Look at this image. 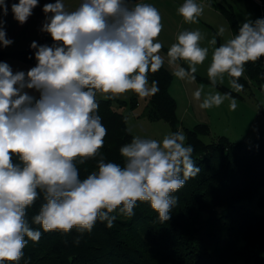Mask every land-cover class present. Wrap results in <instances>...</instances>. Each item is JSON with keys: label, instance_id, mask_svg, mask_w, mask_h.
Wrapping results in <instances>:
<instances>
[{"label": "clouds", "instance_id": "obj_1", "mask_svg": "<svg viewBox=\"0 0 264 264\" xmlns=\"http://www.w3.org/2000/svg\"><path fill=\"white\" fill-rule=\"evenodd\" d=\"M38 3H13L14 19L26 23ZM204 7L197 0H184L177 11L185 23L194 24ZM0 10L7 15L6 0H0ZM43 11L41 31L53 44L31 43L36 65L14 73L8 63L0 62V264H19L29 240L39 242L42 232L30 227L26 216L41 195L44 202L32 222L44 232L75 228L82 236L98 221L113 227L116 212L132 217L138 202H147L160 222L168 221L178 202L174 193L200 172L182 130L162 140L134 136L119 149L123 166L100 156L107 129L98 115L97 94L109 100L129 91L142 98L159 91L158 81L151 86L148 81V73L164 64L159 10L148 3L129 7L127 0H81L69 11L63 0H56L46 3ZM4 23L0 17V45L8 47L13 41L6 38ZM224 32L220 27L217 35ZM203 39L199 30L177 35L167 51L175 77L195 81L197 65L209 51L201 47ZM209 44H217L215 36ZM261 57L264 18L247 20L237 35L214 47L207 70L212 87L223 84L227 74L230 88L242 92L238 81L245 64ZM27 90L39 93V98ZM203 91L201 85L193 98L201 101ZM225 101L235 110L231 92H209L199 107H219ZM97 156L98 170L81 179L77 163Z\"/></svg>", "mask_w": 264, "mask_h": 264}, {"label": "trees", "instance_id": "obj_2", "mask_svg": "<svg viewBox=\"0 0 264 264\" xmlns=\"http://www.w3.org/2000/svg\"><path fill=\"white\" fill-rule=\"evenodd\" d=\"M217 8L227 19L234 37L241 24L233 8L223 3H218ZM37 44L51 46L52 38L45 34ZM4 57L37 62L30 46L0 51V59ZM244 68L245 77L239 78L240 84L264 81V57L246 63ZM153 80L158 81L159 91L148 97L141 115L149 120H165L177 132L176 101L169 93L172 75L162 66L157 72L148 73L150 85ZM216 87L223 93L240 96L224 85ZM96 99L98 115L107 129L100 156L105 162L123 166L119 149L133 138L126 115L115 108L112 99ZM136 103L134 93L129 105L134 107ZM124 105V101L117 102L118 107ZM209 133L208 124L203 122L184 127L185 146L193 147L192 159L200 172L174 193L178 202L168 221L160 222L147 202H138L132 217L114 213L117 219L111 228L98 221L91 232L82 236L75 228L68 233L44 232L32 222L44 202L41 195L27 209L26 218L30 227L40 230L42 235L39 242L29 240L19 264H264V135L247 145L224 135L204 140ZM100 156L77 163L81 179L98 170ZM13 160L19 163L18 158ZM78 236L81 238L77 244Z\"/></svg>", "mask_w": 264, "mask_h": 264}, {"label": "rangeland", "instance_id": "obj_3", "mask_svg": "<svg viewBox=\"0 0 264 264\" xmlns=\"http://www.w3.org/2000/svg\"><path fill=\"white\" fill-rule=\"evenodd\" d=\"M55 2L56 1L54 0L49 3ZM147 3L152 4L153 6L158 8L157 4L160 3V0H149L147 1ZM214 6L217 7L218 4L214 3ZM9 9L10 8H8V13L6 16H3L1 11L0 17H2V19L5 21L3 27L6 31V38L12 40L13 43L8 47H3L2 45H0V51L6 52L25 49L30 46L33 41L36 42L38 39H41L43 35L48 34L41 31L43 23L46 19L45 13H32L27 22L21 25L14 19L13 13L12 11H10L11 9ZM175 27L176 23L174 21L170 22V24L167 25V30L169 29L170 31L168 33L169 36L165 37V41H167L166 45L168 47H170L174 43V39H176L177 37V35H175V37L173 35ZM225 27L227 28V25H225ZM215 37L217 38L218 36L216 35ZM221 37L222 42L220 41L219 45L223 42L225 43L224 35ZM0 62L8 63L14 73L17 71L27 72L37 63L23 62L12 57L1 58ZM242 76L245 77V72ZM228 80L229 77L226 74L224 83L222 85L230 88ZM177 83L178 79L174 81L173 89L174 86H177ZM202 85L204 88H206L203 93V98L209 93L208 91L220 92L214 89L211 83H203ZM149 86H151L150 83ZM243 86L244 88L242 92H236L237 94H240V96H232L236 99L237 103V107L235 108V110H230L229 101H225L219 107H212L208 109V112L210 114V133L203 137L204 140L212 141L216 139L217 136L224 135L232 141H243L245 144L249 145L253 141V139L264 135V81L258 82L255 80H249L247 85L245 84ZM27 91L30 95H39V93L35 92L34 90ZM133 94L134 93L132 91H129L117 98L112 99L113 104L115 103V108L126 115L127 128L133 137L139 136L146 139L162 140L166 134H168L169 132H173L171 125L167 121L162 119L149 120L141 115L149 96L142 98L137 95L136 105L134 107H130L129 100ZM178 95L179 94H177V114L179 118H181L180 123L178 124V128L179 131L182 130L184 133V127H192V125L198 120L194 118V116H192L191 110H186L189 113H184L182 111V109L184 108L185 100L183 94L181 96ZM97 98L104 99L102 94H97ZM119 101H124L125 105L122 107H118L117 102ZM182 114L183 117L181 116Z\"/></svg>", "mask_w": 264, "mask_h": 264}, {"label": "crops", "instance_id": "obj_4", "mask_svg": "<svg viewBox=\"0 0 264 264\" xmlns=\"http://www.w3.org/2000/svg\"><path fill=\"white\" fill-rule=\"evenodd\" d=\"M51 1H54V0H40L39 1L40 4H38V6L32 10V13H35V14L44 13L43 11L44 5ZM147 1L149 0H127L129 7L133 6L135 3H147ZM18 2L19 0H6L8 8L10 9L13 3H18ZM63 2L66 8L69 11H71L79 6V4L81 3V0H63ZM183 3H184V0H160V3L157 4L158 5L157 9L159 10L162 16V23H163V30L159 36V41L163 45L160 55L164 57L163 67H165L172 75V80L169 85V93L171 94V96L174 97L176 101V114L178 113L177 94H179L178 96H181L183 94L185 104H184V108L182 109V111L184 113H189L187 112L189 110L192 111V116H194V118L198 120L194 124L198 122H203V123L208 124L209 126L210 114L208 112V109H201L199 107V103L203 99V93L206 90V88L203 87L204 91L202 93L201 101L195 100L193 98V93L203 83H211V82L210 81L206 82L204 80H198L196 78H195V81L190 82L188 80H181L173 75V68L169 66L167 62L168 61L167 51L170 48L166 45L167 41H165V37L169 36L168 33L170 32L169 29L167 30V25L170 24V22L172 21L176 23L175 30L173 31L174 37L175 35H178L180 32L184 30H199L204 35V39L200 42V44H201V47L208 48L209 50L208 56L202 64L197 65V71L195 74L208 78L207 70L212 61V53H213L214 47H218L220 41L222 42V37L217 35L219 28L223 27L225 29V32H224L225 42L228 39L233 38V35H232L227 19L220 12V10L214 6V3L215 4L223 3V4L231 5V7L233 8V11L235 12V15L237 17L239 24L242 25V23L246 22L247 20L255 21L258 18H264V0H197V3L203 4L205 5V7H204L203 14L199 17V22L194 23V24L185 23L183 17L178 14L177 9ZM1 11L2 10H0V12ZM225 25H227L228 29L225 27ZM216 35L219 37V38L217 37L218 40L216 38L217 44L215 46H212L209 44V41L212 39L213 36H216ZM229 35H230V38H229ZM175 42H176V39H174V43ZM178 63L180 64V66L184 67L185 69L188 68V64L185 61H178ZM176 79H178V83H177V86H174V89H173V83ZM214 89H216L217 91H220L217 87H215ZM181 116L183 117V114ZM178 120L180 123L181 118H179V116H178Z\"/></svg>", "mask_w": 264, "mask_h": 264}]
</instances>
